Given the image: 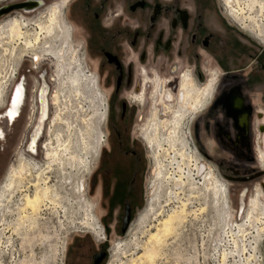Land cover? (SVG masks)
Instances as JSON below:
<instances>
[{"label": "rangeland", "instance_id": "obj_1", "mask_svg": "<svg viewBox=\"0 0 264 264\" xmlns=\"http://www.w3.org/2000/svg\"><path fill=\"white\" fill-rule=\"evenodd\" d=\"M55 1L57 0H41L39 6L27 17H24L25 20L38 18V21L44 24L47 19V11H50V6ZM72 1L70 0L65 7L60 9L64 26H70L68 32L62 26L54 27L48 34L40 32L39 38L30 47L31 49L28 47L23 49L20 40H10L5 35L1 40L0 76L2 83L6 84L5 90L16 67L18 76L20 78L23 76L25 94L21 108H19V115L8 124L4 119H0V129L3 133V136L0 137V190L7 181L8 173L18 167L20 158H24L36 163L34 172L44 169L43 175L47 178H44L45 184L49 188V195L52 198L44 201L38 215L33 220L25 218L24 220L18 217L15 207L22 201V191L13 193L12 197L8 199L10 201L4 204L6 207L0 212V264H55V258H57L59 245L62 241V231L73 229L72 233L70 232L68 235L69 237L76 232L77 229L74 227L81 226V222L86 216H92L88 206H91L93 198L87 196L83 188L91 161L97 147L101 144V133H103L104 119L106 118L105 104L108 85L102 80V74L97 70V58L86 47L85 34L77 24L76 16L72 10ZM260 1L263 4L261 9L254 6L248 10L239 2L233 3V5L234 8L237 6L239 9L241 8L242 13L238 8L236 9L243 15L245 25L254 22L253 27L264 31V0ZM11 2H16V0H0V5ZM215 4L219 7L224 19L249 36L254 41V46L264 47V44L256 39L251 32L242 29L241 24L234 21L222 0H215ZM15 12L18 11L1 16L0 26ZM36 24L37 22H34L27 26L30 35L38 32ZM172 34H169L170 37L173 36ZM263 39L264 37L260 38L262 41ZM140 40L139 38V43ZM149 40L144 48L148 60L145 58L139 66H144L146 61L149 63L147 67L157 68L159 76L169 75V68L171 70L176 64L180 75L190 69V75L195 85L200 89L212 79V76H215L208 72L209 69L219 71L218 77L215 76L212 95L206 104L192 117L187 114L182 122L180 131L188 138L190 148L188 145L186 146L190 153L182 152L179 145H182L181 141H184L176 131L179 141L175 145V173L178 175L180 170H183L184 173H187L188 170L193 171L195 164L192 161V152L196 148L199 159L211 168L212 175H208L210 184L213 185L216 182V176L219 179L218 183L220 185L223 183L226 187V200L230 207L231 220L236 223L243 222L240 232L226 229L219 233L215 218H226L229 215L228 213L223 215L224 209L219 203L217 206L212 192L200 193L202 195L188 206L190 211L197 213L187 215L185 222L178 228L179 232L166 239L158 257L150 263L218 264L219 246H221V249L228 253L227 264L243 263L244 261L247 264H261L260 260L264 259V233L257 232V229L263 227L264 224V166L259 161L258 152L262 151V147L256 129V125L262 123V121L256 123V112L258 110L264 112V103L259 100L260 94L256 90L245 88L242 75L237 73L221 75L222 68L230 66L229 64L218 65L212 62L210 68L206 67L205 71L201 69V62L193 67L191 61L194 49L191 47H184L180 56H176L175 49L171 46L163 50L157 49V52L153 53V60L149 62L152 56V52L149 50ZM32 51L38 55L37 60L33 59ZM132 51L134 52L128 51L123 56L134 58L137 51ZM132 67L134 77H136L137 65ZM175 74L171 75L173 81L170 82V84L174 82L175 85L173 90H170L173 92L165 90V93L172 95L173 101H165L167 104H172V108L176 106L173 94L177 84ZM39 79L47 85V114L37 136L34 154L30 155L23 149L29 142V135L37 119L34 93L41 84ZM71 79H74L75 85L71 83ZM49 95H51L52 101L49 99ZM150 96L151 100L149 99L145 103V108L137 110L130 119L134 135L141 134L144 137L145 131H148L152 107L157 99L153 93ZM235 96L241 98V102L243 101L242 109L238 112L233 111L229 106L230 99ZM56 97L57 101H54ZM156 107L158 108V104ZM160 113L161 110H159V116ZM139 115L141 117L138 121L136 119ZM242 115H245V120L242 124L237 123L238 118ZM163 118L169 120L171 114L167 113ZM33 121L35 122L33 123ZM174 127L169 132L166 128L163 134L169 135ZM167 135L164 137L168 138ZM141 146L146 156L141 186V206L132 214L130 226L124 234H111L109 242L106 243L107 254L100 264H132V261L138 258L142 252L148 232H154L158 221L165 218L187 199L188 186L184 193H179L180 202L174 201L172 204L164 206L162 212L155 209L153 214L147 216V221L141 219L148 211L149 200L155 194L151 193H153L154 183L153 172L156 170L152 149L147 147L144 141ZM166 150L171 151L169 146H162L160 150H157L156 156L165 162V171L168 173L172 172V168L167 166L170 158L173 157V151L169 153ZM38 167L39 169H37ZM26 181V179L22 180V184L25 185ZM162 188L163 195H165L167 188L166 186ZM27 192L32 195L34 190L29 187ZM258 192L261 193L258 196L259 204L253 210V208H249V202ZM241 194H244L242 208L239 205ZM163 201L161 200V202ZM204 204H207L205 212H199ZM251 214L258 215L259 219L252 221L250 219L246 222L247 217ZM72 224L74 225L72 226ZM218 234L223 237L220 240V245L216 246L214 240ZM254 235L258 236L256 260L251 258L252 253L250 252L253 242L251 240ZM233 241L239 251L231 252ZM121 244L122 249L117 250ZM241 249L243 250L241 251ZM150 263L145 261L137 264Z\"/></svg>", "mask_w": 264, "mask_h": 264}, {"label": "flooded vegetation", "instance_id": "obj_2", "mask_svg": "<svg viewBox=\"0 0 264 264\" xmlns=\"http://www.w3.org/2000/svg\"><path fill=\"white\" fill-rule=\"evenodd\" d=\"M69 1H55L50 6V11H47V19L44 24L40 23L38 18L25 20L24 17H27L30 12L18 11L10 15L0 26V45H2L1 40L5 35L10 40H20L23 49H27V47L31 49L30 47L39 38L40 32L47 34L56 26H62L68 32L70 26H64L60 9L65 7ZM222 1L228 9V14L240 24L233 16L236 12L233 1ZM72 5H75L74 12H76L80 21L79 24L83 28L86 47L97 58V70L102 74V80L108 85V96L105 104L106 118L104 119L103 133H101V144L97 147L89 172L85 176L84 188L82 187L85 194L93 198L90 203L91 206H86L91 209L94 223L96 219L102 228V233L100 236H94L84 230H77L71 234L67 240L63 261L64 264H92L93 257L99 254L100 261L98 264H100L107 254L106 243L109 242L111 234H124L130 226L132 214L141 206V186L146 162V156L141 146L143 141L147 147L152 149L156 166V170L153 172V193H151L155 194L149 200L148 211L141 218L147 221V216L153 214L159 205L163 206L161 202L164 192L162 188L163 176L160 174L163 170H160L159 167L161 158L158 159L156 156V152L159 150L157 148L158 140L165 138L164 135L167 133H163L166 128L169 132L175 126L179 136L188 145L189 141L186 134L180 131L184 117L187 114L192 117L198 112L213 92L215 76H212V79L199 89L190 75V69L180 75V71H177L178 66L174 64L173 68L168 70L169 75L162 77L158 75L157 68L147 67L149 63L146 61L144 66H139L146 58L144 48L148 40L150 39L149 50L152 52L149 62L153 60V53H156L157 49H167L173 41L176 56L181 55L184 47L193 48V60L191 61L193 67L201 62L203 71L212 62L218 65H236L246 58L250 64L249 71L242 73L240 70L231 71L228 67H223L221 75L231 73L242 75L245 88L256 90L260 94L259 100L263 103L264 47L254 46V41L249 36L229 24L224 19L219 7L216 6L215 0H133L129 3L123 0L122 5L118 8H114V3L110 0H73ZM127 18L132 20L128 22ZM34 22H37L38 32L30 35L27 26ZM241 28L247 29L264 44V39L263 41L260 40L261 37L255 35L251 28L243 25ZM170 33H173L172 37H170ZM139 38L141 39L140 43ZM132 50L137 51L134 58L123 56L128 51L133 53ZM31 55H33L34 60H37L38 55L35 52L32 51ZM147 58L146 60H148ZM133 65H137L136 77L133 74ZM208 72L210 73V69ZM174 73H176L177 79L175 88V92H177L176 94L173 93L176 106L172 108V104L165 102L173 101L172 95L165 93V90L173 92L170 90H173L175 85L174 82L172 84L170 82L173 81L171 75ZM38 89H36L37 93ZM152 93L157 99L152 107L148 131H145L144 137L141 134L134 135L132 134L130 119L137 110L140 111L141 108H145V103L149 99L151 100L150 95ZM3 96L0 76V108L3 106ZM49 96L52 101L51 95ZM234 100L236 101L234 102ZM241 100L238 96L230 99V108L235 112L241 111L243 104ZM54 101H57V97L54 98ZM9 103L10 99L7 106L0 109V119H4L7 123L8 121L12 122L20 112H17L18 107L15 103L11 107H9ZM157 104L158 108L156 107ZM159 110H161V117ZM167 113L171 114L169 120L163 118ZM140 117L139 115L136 120L139 121ZM244 120L245 117L241 119V123ZM261 121L262 123L256 125V129L262 147V151L259 150L258 152L259 161L264 166V112L258 110L256 123ZM237 123H239L238 120ZM1 136L3 133L0 129ZM188 147L190 148V145ZM192 154L194 158L198 159L199 167L201 165L203 167L201 177L206 174L211 176V168L199 159L196 148ZM21 161L36 165L33 161L20 158L18 167L8 173L7 181L2 185L0 194L7 189L13 177L17 179ZM215 178L219 181L216 176ZM217 180H215L217 185L223 191L221 196L223 215L225 216L226 213L229 215L226 218H218L217 222L221 224L227 221V226H229L233 222L229 212L230 207L226 200V187L221 182L220 185ZM260 195L261 193L258 192L250 200L249 208L255 210L258 207V196ZM243 196L244 194L239 197L241 206L244 204ZM156 198H159L158 203L154 202ZM152 205L155 207L153 208ZM250 219L251 221L258 220L259 217L251 214L247 217V221ZM262 228L259 227L258 229ZM96 230L95 223L93 231ZM252 244L254 243L252 242Z\"/></svg>", "mask_w": 264, "mask_h": 264}, {"label": "bare ground", "instance_id": "obj_3", "mask_svg": "<svg viewBox=\"0 0 264 264\" xmlns=\"http://www.w3.org/2000/svg\"><path fill=\"white\" fill-rule=\"evenodd\" d=\"M232 1L234 4L239 2L241 4V6L243 5V7H245V9L247 8L248 10H251L252 7H254V6H257L258 9H261L263 7V4L261 3L260 0H232ZM40 3H41V1L34 0L33 5L25 7L21 11L32 12L33 10H35L39 6ZM236 8H238V6ZM239 10L236 9V12H234V14H233L234 18L241 25L248 26L249 28H251L252 31L255 32L258 37H264V31H262L258 27H253L254 22L250 23V25H245L244 17L241 14L242 11L240 10L241 11V13H240ZM246 18H248V17H246ZM251 19H254V18H251ZM248 20H250V19H248ZM47 34H48V32H47ZM71 83H74V85H75L74 79H71ZM1 86H2L3 95H4L3 96V99H4L3 106L1 107V109L5 108V106H7L8 100L10 99L9 107L13 106V104L15 103V105H17V107H18L17 112H19V108L21 107V104L23 103V98H24L23 97L24 89H23L21 83L12 84V86L7 91V89L5 90V85L2 83V79H1ZM47 93H48L47 85L45 82L41 81L40 87L38 89V93H36V91L34 93L35 101H36V105H37L36 112H38V113H37L36 122L33 125L31 133L29 135V142L27 145L28 149H31V150H35V149H33V147L36 146V143L38 140L37 136L40 133V130L42 128V125H43L42 122L46 118V114H47L46 107L48 104ZM105 114H106V109H105ZM244 116L245 115H242L239 117V119H238L239 123H241V119ZM176 131H178V129L174 127V130H172V132L169 134L168 138H163L162 140L159 139L157 142V148H159V150H160V148H162V146L167 145V146H169V150L173 151V154H172L173 157L170 158V162L167 166L169 168H172V172L167 173V171H165V169H166V166L164 165L165 162L161 159L159 160L160 170H163V172L160 173L163 176V182L162 183H163V187L166 186L167 192L162 197V200L164 199V201H163L164 203L162 202L163 206L159 205L158 209L160 210V212H162V210H164V206L170 205L174 201L181 200V199H179V193H184L186 191L187 186L189 187L188 192H187L188 196H187V199L185 198L186 199L185 201L180 203V206L178 208H176L175 210H172V212L170 214L166 215L165 218L161 219V221L160 220L158 221V224L154 229L155 231L149 232L147 241L142 248V252L138 255V258H136L135 260L132 261V264H137L138 262L140 263V262H145V261L148 263H150V262L152 263V261H154V259L156 257H158L160 250H161V246H163L165 244V241L167 238L174 236L175 234H177L179 232L178 228H179V226H182L181 224L183 222H185V220L187 219V215H189L190 213L191 214L197 213L195 211L194 212L190 211L188 206L190 205V203L192 201L196 200L197 198H199L202 195L200 193L204 194L206 192L207 193L212 192L214 198L216 199L215 201H216L217 206H218V203H219V205L220 204L222 205V202H221V196L223 193L222 188L219 187L216 182H214V184L211 185L210 181H209V176L207 174L203 175L202 178H198V177L202 176L203 167H202V165L199 167V162H198L197 158H194V157L192 158V156H191V158L193 159L192 161L195 164L193 167V171L188 170L187 173H184L183 170H180L178 175H176V173H175V147L176 146L175 145L179 141ZM181 144L182 145H179V146H181L182 152L187 151V153H190L189 149L186 146V143L181 141ZM167 151L168 150H166V152ZM187 157H188V155H187ZM188 158H190V157H188ZM35 166H37V165L29 163V162L21 161L20 171H19L17 179H15L13 177V179L9 182L7 189L0 194V212L3 208L6 207V206L4 207V204L6 202L10 201V200L8 201V199L11 198L13 193H15L16 191H19V192L22 191V193H21V200L22 201L20 202L19 205H16V207H15L18 211V213H17L18 217L23 218V219L25 218L26 220L27 219L33 220V218H35L36 215H38V211L40 210V206L44 203V201L47 199L51 200L52 197L49 195V193H50L49 188L46 186L45 180H44V178H46L43 175L44 169H39V167H38L37 169H39V170L36 169L37 171L34 172L33 169H35ZM198 168H199V171H198ZM32 172H34V173L32 174ZM197 174H198V177H197ZM25 176H27V177H25ZM42 176H44V177H42ZM24 179L27 180L25 185H23L25 183L24 181H23L24 183L22 184V180H24ZM23 187H25L26 189H22ZM29 187H31L34 190V193L32 195H30V193L27 192V188H29ZM195 190H197V191H195ZM154 202L158 203L159 198H156ZM227 204H228V202H227ZM239 205H240V203H239ZM152 207L154 208L155 206L152 205ZM206 207H207V204H204L203 208L202 209L200 208L199 212H205ZM190 208H191V206H190ZM240 208H242L241 205H240ZM215 219H216V226L219 227L218 228L219 233L221 231H224L225 228H231V227L233 229L235 228L239 232L241 231L240 226L243 224V222L236 223V222L232 221L233 224L227 226V221L219 224L217 222V218H215ZM246 222H247V220H246ZM18 223H20V222H18ZM95 223H96V227H97L96 219H95ZM95 223H94V218L92 216H86V218H84V221L81 222L82 228L80 225H78V223H77L78 226H76L74 228L77 230H85V231L92 232L94 234V236H100L99 228H97L96 231H93V229H95ZM73 225L74 224H72V226ZM257 232H261V234H263L264 233V226L262 229H257ZM222 237H223V235L218 234V236L214 240V241H216L215 242L216 246L220 245V242H221L220 240ZM257 237L255 235L253 236V238H252L253 240H251V241H253L254 244H252L250 246V250H251L250 252L252 253L251 258H253L255 260H256V251H257V241H258ZM232 245L233 246L231 247V249H232L231 252L239 251V248L237 247V245L235 244L234 241H233ZM244 246H246V245H244ZM219 248H220L219 249V259H218L217 263L218 264H227L228 253H226L223 249H221V246H219ZM119 249H122V244L117 247V250H119ZM242 250L243 249H241V251ZM232 254H234V253H232ZM235 255H236V252H235ZM234 264H247V262L246 261H244L243 263L235 262Z\"/></svg>", "mask_w": 264, "mask_h": 264}, {"label": "built area", "instance_id": "obj_4", "mask_svg": "<svg viewBox=\"0 0 264 264\" xmlns=\"http://www.w3.org/2000/svg\"><path fill=\"white\" fill-rule=\"evenodd\" d=\"M18 67V66H17ZM18 72V69H16V67L14 68L13 70V73L11 74V78L8 80V83L7 84V91L9 90V88L12 86V84H16V83H21L23 89H24V94H25V83H23V76L20 78L17 74ZM41 77V76H40ZM39 77V78H40ZM41 79V78H40ZM38 80V81H42V80ZM6 85V84H5ZM23 94V95H24ZM24 100V99H23ZM22 105V104H21ZM21 108V107H20ZM106 109V107H105ZM106 115V114H105ZM36 121V120H35ZM33 121V123L35 122ZM8 123H10V121H8ZM7 123V124H8ZM32 123V124H33ZM34 125V124H33ZM101 139H102V136H101ZM26 141V140H25ZM28 144H25L23 151L27 152L28 154L30 155H33L34 154V151L31 150V149H28L27 147ZM33 149H35V147H33ZM97 152V150H96ZM96 154V153H95ZM91 166V164H90ZM90 169V167H89ZM89 172V170H88ZM97 228H99V234H101V226L97 223ZM226 229H230V230H236L235 228L233 229L232 227L231 228H225L224 230ZM73 229L67 231V230H63L62 231V236H61V244L59 245L60 249H59V252L57 254V258H55V264H64V261H63V258H65V252H66V245H67V240H68V235L70 234V232L72 231ZM77 231V230H76ZM85 231V230H84ZM86 232H89V231H86ZM72 233V232H71ZM90 234L94 235L92 232H89ZM261 261V264H264V259L263 260H260ZM258 264V263H257Z\"/></svg>", "mask_w": 264, "mask_h": 264}, {"label": "crops", "instance_id": "obj_5", "mask_svg": "<svg viewBox=\"0 0 264 264\" xmlns=\"http://www.w3.org/2000/svg\"><path fill=\"white\" fill-rule=\"evenodd\" d=\"M111 2H113L114 3V8H118V7H120L121 5H122V1L123 0H110ZM133 0H126V2H132ZM74 9H75V5H72V10H73V12H74ZM74 14H75V16H76V12H74ZM76 19H77V24L80 26V28L83 30V28H82V26L79 24V19H78V16H76ZM128 19V22L130 21V20H132L131 18H127ZM173 46H174V43L173 42H171V47L173 48ZM228 69H230L231 71H233V70H235V71H241L242 73H246L247 71H249V69H250V64H248V60L246 59V58H244L243 59V61L242 62H240V64H236V65H230V66H228ZM219 71H216V70H213L212 68L210 69V73H212L213 75H215V76H217L218 77V75L217 74H219L218 73ZM238 99V98H237ZM236 99V100H237ZM236 100H234V102L236 101ZM245 117V116H244Z\"/></svg>", "mask_w": 264, "mask_h": 264}, {"label": "water", "instance_id": "obj_6", "mask_svg": "<svg viewBox=\"0 0 264 264\" xmlns=\"http://www.w3.org/2000/svg\"><path fill=\"white\" fill-rule=\"evenodd\" d=\"M34 0H16V2H11L8 4H4L0 5V17L7 14V13H11L13 11H21L22 9H24L25 7H28L30 5H33ZM100 259V255L96 254L93 257V262L92 264H98Z\"/></svg>", "mask_w": 264, "mask_h": 264}]
</instances>
